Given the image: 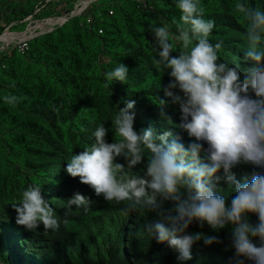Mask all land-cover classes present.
Masks as SVG:
<instances>
[{
    "label": "clouds",
    "instance_id": "1",
    "mask_svg": "<svg viewBox=\"0 0 264 264\" xmlns=\"http://www.w3.org/2000/svg\"><path fill=\"white\" fill-rule=\"evenodd\" d=\"M175 5L179 20L153 24L150 30L153 63L167 70L164 94L178 106L179 123L167 116L163 109L168 101L160 99L161 116L171 127L162 134L152 126L138 131L136 101H126L124 107L116 104L111 128L118 139L108 142L109 128L98 125L94 141L71 154L65 170L106 202L124 204L126 212L155 213L159 220L149 230H154L158 242L174 247L179 260L192 259L191 248L201 240L205 245L222 243L216 235L189 233L191 225L207 224L213 231L231 225L237 264L245 260L264 264V10L243 0L234 5L246 22L242 70L239 62L221 60L223 41H210L216 23L204 18L201 0H175ZM128 73V66L118 63L104 73L103 86L127 83ZM21 99L3 97L10 105ZM141 164L143 174H130ZM240 166L251 168L242 180L233 171ZM222 182L232 195L222 194ZM91 203L79 192L67 200L69 208L75 205L85 212ZM12 207L16 223L28 230L40 224L45 232L60 226L38 183L23 190L20 202Z\"/></svg>",
    "mask_w": 264,
    "mask_h": 264
},
{
    "label": "rangeland",
    "instance_id": "2",
    "mask_svg": "<svg viewBox=\"0 0 264 264\" xmlns=\"http://www.w3.org/2000/svg\"><path fill=\"white\" fill-rule=\"evenodd\" d=\"M77 1L0 0V171L3 158L15 152L24 166L61 158L68 142L62 132H67L69 119L81 105L101 101L103 110L113 113L111 97L102 82L113 56H125L127 64L140 43L152 47L151 25H171L181 15L175 0H96L84 12L75 7ZM201 2L205 19L222 21L233 32L246 31V22L234 11L237 0ZM243 2L264 7V0ZM151 13L157 14L155 20L150 19ZM238 54L244 56V51ZM8 94L22 98L21 102L6 104L3 97ZM61 173L50 192H55ZM5 189L0 183V204ZM2 212L0 241L20 255L22 264H56L60 257L70 259L107 249L104 234L97 240L81 234L59 242L49 258H39ZM188 232L193 233L190 228Z\"/></svg>",
    "mask_w": 264,
    "mask_h": 264
},
{
    "label": "trees",
    "instance_id": "3",
    "mask_svg": "<svg viewBox=\"0 0 264 264\" xmlns=\"http://www.w3.org/2000/svg\"><path fill=\"white\" fill-rule=\"evenodd\" d=\"M149 15L151 20H155L153 17L157 16L154 13ZM172 28L174 31V25ZM232 38L238 40L235 41ZM209 39L213 44L222 40L221 60L230 65L239 62L243 70L245 66L242 61L243 55L238 52L243 53L247 50L246 31H230L222 21H219ZM153 53L152 47H146L144 43H140L138 48L133 50V54L130 53L134 58H130L127 64L123 62L125 56L120 58L113 56L111 64H108L104 73L114 69L120 62L129 67L127 83L113 82L110 89H107L113 103V113L103 110L101 101L81 105V108L77 109L69 119L71 123L67 125V132H62L68 138V142L61 158L57 156L54 159L43 160L34 166H24L18 152L13 153L10 158H3L0 183H4L6 189L0 211H4V215L2 212L4 219L16 224V229L23 234L26 245L33 255L49 258L50 251L56 249V245L61 241L81 234L89 240H97L101 234H104L108 241L107 249L100 248L97 252H88L86 255L70 259L60 257L56 264H61L59 261H65L66 264H237V258L231 246V225L219 231H213L207 224L203 228L198 224L191 225L189 228L193 233L216 235L222 243L205 245L201 240L191 248L192 259L179 260L178 251L170 247L167 242H158L154 230H149L151 225L159 220L155 213L126 212L124 204H117L115 201L106 202L103 196H97L91 187L82 184L79 177L72 178L65 170L71 154H78L94 141L92 133L98 125L105 124V127L109 128L108 142H112V138L118 139V137H112L111 128V119L117 110L116 104L124 107L126 101H136L135 128L138 131L152 126L162 134L165 129L171 127L161 116L160 99L168 101L163 109L167 116H170L175 123H179L178 106L172 104L171 99L164 94V86L169 81L167 70L153 63V57L156 56V53ZM104 73L102 74L103 83H105ZM82 129L85 130L82 131ZM182 135L187 145L186 134ZM59 137L64 139V136L59 135ZM3 145L5 149L9 147L6 143ZM143 167V164L138 165L130 174H143ZM61 171L60 182L55 192H50ZM233 171L237 179L242 180L250 175L251 168L240 166ZM33 183L42 186L44 198L56 212L60 226L55 231L45 232L42 224L36 230H28L16 223L17 213L12 204H18L20 200H16L22 198V191ZM221 187L223 195L233 194L227 184L222 182ZM77 192L92 201L88 212L75 205L68 207L67 200ZM250 219L253 223L257 222V217L254 215ZM165 226L171 227L167 224ZM0 256L3 264H22L20 255L8 250L3 241H0ZM244 264H253V262L245 260Z\"/></svg>",
    "mask_w": 264,
    "mask_h": 264
},
{
    "label": "built area",
    "instance_id": "4",
    "mask_svg": "<svg viewBox=\"0 0 264 264\" xmlns=\"http://www.w3.org/2000/svg\"><path fill=\"white\" fill-rule=\"evenodd\" d=\"M96 0H78L75 7H80V12H84L89 6H91Z\"/></svg>",
    "mask_w": 264,
    "mask_h": 264
}]
</instances>
